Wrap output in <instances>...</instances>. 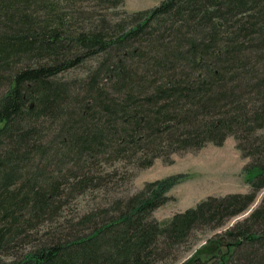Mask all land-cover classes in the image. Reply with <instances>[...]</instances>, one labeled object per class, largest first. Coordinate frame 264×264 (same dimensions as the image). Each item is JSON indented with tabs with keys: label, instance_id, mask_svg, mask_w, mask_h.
I'll return each instance as SVG.
<instances>
[{
	"label": "trees",
	"instance_id": "1",
	"mask_svg": "<svg viewBox=\"0 0 264 264\" xmlns=\"http://www.w3.org/2000/svg\"><path fill=\"white\" fill-rule=\"evenodd\" d=\"M58 1L0 0V258L12 259L2 264L175 261L195 231L224 227L264 190V0H163L134 13L125 0ZM82 68L85 78H64ZM228 138L250 160L247 193L159 222L172 177L60 220L87 192ZM225 236V252L186 264H264V197Z\"/></svg>",
	"mask_w": 264,
	"mask_h": 264
},
{
	"label": "rangeland",
	"instance_id": "2",
	"mask_svg": "<svg viewBox=\"0 0 264 264\" xmlns=\"http://www.w3.org/2000/svg\"><path fill=\"white\" fill-rule=\"evenodd\" d=\"M77 7L84 6L88 10V3L82 0H74ZM163 0H125L122 10L128 13L152 9L158 6ZM71 1L59 0V8L66 7ZM102 9H99V11ZM100 12H105L100 11ZM91 65V66H90ZM96 65V61L90 62L88 68ZM88 68H82L64 76L66 80L85 78ZM174 163L166 165L161 159L155 161L151 169L137 171V175L129 182H120L110 185L107 188L87 192L79 196L72 206L65 210L61 222L66 219H73L79 215L94 212L107 208L118 199L128 198L141 190L147 182L176 178L177 184L169 191L168 197L171 201L165 206L157 209L153 218L159 222L172 218L177 213L193 209L201 201L209 197H224L232 193H247L250 190L248 177L244 168L250 162L243 159L236 149V142L233 138H228L223 147L207 145L198 152H187L172 156ZM121 164L117 167L121 168ZM49 171L51 172L52 169ZM133 172V169L126 168L120 172ZM110 172V171H108ZM264 197V190L259 192L256 202L244 214L229 220L226 225L217 230L202 229L194 232L190 243L181 248L178 259L169 263L160 264H186L188 260L200 253V258L208 260L219 246L222 251H226L228 243L225 236L228 229L238 221L245 218L260 205ZM66 218V219H64ZM10 257H1L0 264L11 261Z\"/></svg>",
	"mask_w": 264,
	"mask_h": 264
}]
</instances>
